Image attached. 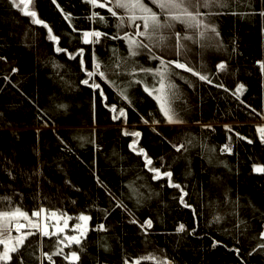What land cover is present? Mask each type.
Returning <instances> with one entry per match:
<instances>
[{
	"label": "trees",
	"instance_id": "trees-1",
	"mask_svg": "<svg viewBox=\"0 0 264 264\" xmlns=\"http://www.w3.org/2000/svg\"><path fill=\"white\" fill-rule=\"evenodd\" d=\"M232 2L235 8L219 10L220 14L212 17L220 37L211 46L201 47L200 43L188 40L186 55L177 56L173 35L158 49L166 59L185 60L214 81L209 84L193 73L170 65L174 72L180 73L172 77L177 86L173 89L172 103L183 117V123L164 122L159 105L144 91L142 84L134 83L128 89L133 101L129 104L116 88L102 82L108 97L106 102L128 109V122L124 124L123 117L112 119L113 113L104 107L99 89L80 83L84 73L78 64L79 55L70 59L64 52L57 53L55 42L48 38L44 26L32 23L31 17L11 8L7 0H0V56L8 58L7 62L0 60V113H3L0 115V210L19 205L31 214L43 205L72 215L71 223L81 211L93 216L90 225L105 222L107 233L90 229L93 242L87 249L88 264H93L91 257L101 253V259L107 264H122L125 255L131 260L149 253L161 261L167 255L180 264H264V255H247L259 242L258 231L262 227L260 214H254L248 201L264 211V174L252 171L254 163H264V144L259 142L256 132V126L264 123L261 115L264 113V74L255 63L257 59H264V19L246 14L249 9L240 0ZM57 3L73 13L77 28L116 30L115 19L107 9H93L85 0H57ZM34 7L40 18L61 37V47L69 51L85 48L87 65L92 46L84 44L82 32L73 31L53 0H34ZM92 10L101 11L109 24L105 27L98 19L95 23L89 20ZM176 30L183 32L185 28L177 24ZM113 46L119 48L121 56L127 54L123 40L101 38L95 45L97 56L110 65L116 60ZM136 59L144 66L159 65L146 52ZM220 60L227 61L228 69L217 72L216 64ZM54 62L59 67H54ZM13 67L19 71L12 72ZM5 76L9 77L7 81ZM112 78L123 87L121 81L130 77L124 74ZM147 79L151 82L152 76L148 75ZM220 82L233 91L240 82L247 87L237 99L232 92L218 88L216 84ZM58 104H66L67 108H58ZM247 104L257 111L253 112ZM37 105L43 109L40 113L43 120L38 119ZM141 116L149 121L153 117L159 119L161 123L155 125L158 131L154 132L153 125L145 124ZM205 124H211L212 128L203 127ZM225 124L232 125L242 136L236 137L235 131L224 128ZM124 127L129 132L141 131L140 144L148 149L154 164H164L165 168L170 165L174 179L187 184L190 197L185 199L197 207V217L173 198L179 192L167 185V178L151 179L153 174L143 167L142 158L130 149L129 143L134 137L124 135ZM229 135L233 138V152L221 153L220 147L228 142ZM244 135L253 138V143L244 140ZM187 140L192 143L186 145V153L183 149L178 153L169 143ZM186 169L191 171V176H185ZM97 176L102 183L97 182ZM130 182H135L145 196L149 193L144 185H150L157 194L137 206V197L128 198ZM228 189L233 199L241 198L239 218L247 222V230L244 224L237 228V217L229 211L231 205L224 204V192ZM109 191L123 199L137 219L142 221L152 216L153 228L145 233L138 224L130 223L132 217L123 208L115 207ZM105 208L110 209L107 220H104ZM217 212L228 214L222 220L213 221ZM180 223L196 227V235L175 233ZM101 237L105 238L101 243L109 244L110 251L104 252L96 243ZM213 237L223 243L213 248ZM55 241L56 236L41 237L39 233L30 236L26 241V246L31 243L25 252L26 264H39V259H44L40 248L51 250ZM234 244L241 248L239 256L232 248ZM57 259L67 264L62 258ZM44 264L49 262L45 259ZM141 264H156V261L142 260Z\"/></svg>",
	"mask_w": 264,
	"mask_h": 264
},
{
	"label": "snow or ice",
	"instance_id": "snow-or-ice-1",
	"mask_svg": "<svg viewBox=\"0 0 264 264\" xmlns=\"http://www.w3.org/2000/svg\"><path fill=\"white\" fill-rule=\"evenodd\" d=\"M7 2L11 8L18 9L23 15L31 17L32 23L42 25L47 29L48 38L55 42V51L57 53L64 52L70 59H76L77 55H79L78 64L81 71L84 73V78L80 80V83L94 90L99 89V95L105 101L104 107L109 108L113 113L112 119L120 120L121 117H123L124 124L128 122V109L123 106L118 108L115 103L106 102L108 101V97L104 93L102 82L116 88L122 99L128 101L129 104H132L133 101L128 89L134 83L142 84L144 91L152 96L159 105V110L165 118L164 122L183 123V117L180 116L172 103V97L175 96L173 89L177 87L172 77L173 75H180V73L174 72L170 65H174L176 69H184L189 73H193L195 76L199 77L200 80L207 81L209 84L214 83V81L209 79V76L204 74L201 70H197L195 67L190 66L185 60L166 59L165 55L161 54L158 49H161L164 46V42L173 35L175 37L174 47L177 56L186 55L188 51V44L186 41L188 40H191L193 43H200L201 47L211 46V44L215 42V39L220 37L218 26L212 17L219 15V10L236 7L232 0H85V3L90 5L93 9H107L110 16L115 19L116 30L112 32L102 31L99 27L77 28L73 22V13L65 11V9L57 3V0H53V3L56 4V7L63 14L64 19L72 25L73 31L82 32L81 38L84 44L92 46L90 49V59L86 65V58L84 55L85 48L78 47L75 51H69L67 47H61V37L54 33L53 28L45 19L40 18L34 7V0H7ZM240 2L245 3L246 7L249 9V12L246 14L264 19V0H240ZM87 18L94 23L98 19L99 23L105 27L109 24V20L105 15H102L101 11L92 10ZM177 24L183 25L185 31L176 30ZM25 36H28L27 31L25 32ZM101 38L123 40L127 45V54L121 56L119 54V48L113 46V56L116 57L114 64L110 65L102 61L101 58L97 56L95 47L96 44L101 42ZM142 52H146L149 59L158 60L159 65L150 67L141 64L136 57L140 56ZM0 60L7 62L8 58L7 56H0ZM255 63L259 65V72L264 74V59H257ZM53 66L59 67L55 62ZM227 69L228 64L226 60H220L216 64L217 72ZM11 71L18 72L19 69L13 67ZM141 73H143L144 76H140L139 74ZM124 74H127L130 78L121 81L124 85L121 87L120 84L117 83V80L112 77L115 76L118 78ZM148 75L152 76L151 82L147 79ZM97 77L99 79H97ZM8 79L9 77L5 76V80L7 81ZM61 79L63 78L61 77ZM216 86L227 92H232V95L237 99L243 95V91L247 87L243 82L237 83L234 91L223 82L217 83ZM241 103H245V101H241ZM57 107L66 109L67 105L58 104ZM247 107L251 108L253 112L257 111L251 104H247ZM37 109L38 119L43 120V116L40 115L43 109H40L38 105ZM0 115H3V113H0ZM261 115L264 116V113H261ZM140 119L143 120L145 124L151 123L154 132L158 131L155 125L161 123L159 119L153 117V119L149 121L145 119L144 116H141ZM44 123L47 124V121L45 120ZM203 127L212 128V125L205 124ZM224 128L235 131L230 124H225ZM122 132L124 135H131L134 137L129 143V147L132 152L142 158L143 167L153 174L151 179L159 181L162 178H167V185L171 188L178 189L179 192L178 196H174L173 198L178 199L179 203L185 208L191 209L194 218L197 217L199 215L197 207L190 202V199H185V197H190L187 184L174 179V171L170 165L165 168L164 164L160 166L154 164L153 157L149 154L148 149L140 144L142 132L139 130L129 132L127 127L122 128ZM256 132L259 134V142L264 144V123H260L256 126ZM38 133L39 129H37V134ZM235 135L236 137H241L242 133L235 131ZM242 138L247 140L249 144L253 143V138L249 136L244 135ZM81 139L86 138L81 137ZM89 142L94 143V141ZM169 143L172 144V147L175 148L178 153L181 149L186 153L188 152V147L186 145H190L192 142L191 140H187L179 143L169 141ZM232 143L233 138L229 135L228 142L220 147V152L232 153ZM212 151L214 152L215 149L213 148ZM160 159L163 160V157ZM208 159L209 163H211L212 157L209 156ZM220 163H225V166H227L226 162L223 160H221ZM252 171L264 174V163H254L252 165ZM9 174L12 175L11 172ZM191 175V171L186 169L185 176L189 177ZM13 179H15L14 176ZM96 179L98 183H102L99 176H97ZM137 179H140V177H137ZM216 179L218 178L213 177V180ZM68 183H71V181H68ZM143 187L147 188L149 195L145 196L140 193L135 182H130L129 184L130 191L128 198L132 199L134 196L137 197V206L151 199V195L157 194L150 185H144ZM230 192V189L224 192V204L231 205L229 211L237 217V228H239V225L244 224L245 230H247V222L239 218L238 210L241 198L236 196L233 199ZM201 195H203L202 192ZM109 196L115 201V207L123 208L128 212L129 216L132 217L129 221L130 223L138 224L140 229L145 233L153 228L152 216H148L141 221L136 218L135 213L128 208L123 199L118 198L111 191H109ZM3 199L11 200L10 197H4ZM248 205L253 208L254 214H260L262 227L261 230L258 231L259 242L251 247L247 255L249 257L253 256V254L257 256L264 255V211L258 209L250 200L248 201ZM103 211L105 213L104 220H107L110 209L105 208ZM227 214L226 212L224 215ZM224 215L217 212L213 215L212 220H222L224 219ZM72 220L73 216L65 211L49 209L43 205L33 209L31 214L19 205L9 206L7 210H0V264H26L25 252L28 247H31L30 242L26 246V241H28L30 236H35L37 233H39L41 237L56 236V241L51 245V250H44L43 247L40 248V254L44 259H39V264H44L45 259L49 264H61V261L58 260L57 257L62 258V261L67 262V264H88L89 253L87 249L93 242L89 237L90 229L107 233L108 227L103 221L90 225L89 222L93 220V216L84 211L79 212L75 218V222L70 225L69 221ZM69 228H71V234L66 231V229ZM174 231L177 234L188 232L192 235H196L197 228L180 223L176 226ZM104 239V237H101L96 243L104 252H108L111 250L110 245L106 242L101 243V240ZM222 243V241L216 240L213 237L211 246L215 248ZM239 243L240 241H237V244ZM73 246L76 247L73 248ZM224 246L228 247V245ZM232 248L239 256L241 248L237 247L235 244ZM65 249H67V251H65ZM30 254L35 256V252ZM102 255L103 253L91 257L93 264H107V261L101 259ZM241 259H243V257H241ZM142 260H153L156 261V264H161V261L157 260V257L151 253L131 260L125 255L122 258V264H141ZM163 264H180V262L175 258H169L165 255L163 257ZM245 264H247V262H245Z\"/></svg>",
	"mask_w": 264,
	"mask_h": 264
},
{
	"label": "rangeland",
	"instance_id": "rangeland-1",
	"mask_svg": "<svg viewBox=\"0 0 264 264\" xmlns=\"http://www.w3.org/2000/svg\"><path fill=\"white\" fill-rule=\"evenodd\" d=\"M74 221H75V220H74ZM73 223H74V222H73ZM69 224H70V225L72 224L71 221H69ZM53 231H54V229H53ZM66 231L69 232V234H71V228L66 229ZM157 260L161 261V260L158 259V258H157ZM161 264H163V261H161Z\"/></svg>",
	"mask_w": 264,
	"mask_h": 264
}]
</instances>
